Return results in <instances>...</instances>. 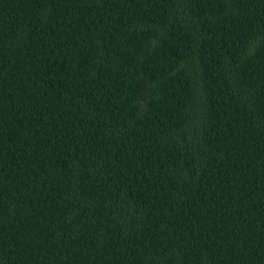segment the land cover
<instances>
[{
  "label": "trees",
  "instance_id": "1",
  "mask_svg": "<svg viewBox=\"0 0 264 264\" xmlns=\"http://www.w3.org/2000/svg\"><path fill=\"white\" fill-rule=\"evenodd\" d=\"M0 264H264V0H0Z\"/></svg>",
  "mask_w": 264,
  "mask_h": 264
}]
</instances>
